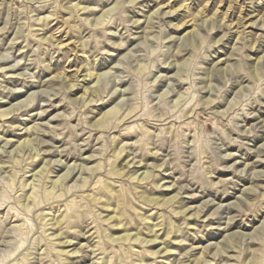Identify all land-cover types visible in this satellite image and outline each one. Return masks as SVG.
<instances>
[{"label":"clouds","instance_id":"1","mask_svg":"<svg viewBox=\"0 0 264 264\" xmlns=\"http://www.w3.org/2000/svg\"><path fill=\"white\" fill-rule=\"evenodd\" d=\"M0 264H264V0H0Z\"/></svg>","mask_w":264,"mask_h":264},{"label":"rangeland","instance_id":"2","mask_svg":"<svg viewBox=\"0 0 264 264\" xmlns=\"http://www.w3.org/2000/svg\"><path fill=\"white\" fill-rule=\"evenodd\" d=\"M18 95H20V94H18Z\"/></svg>","mask_w":264,"mask_h":264}]
</instances>
